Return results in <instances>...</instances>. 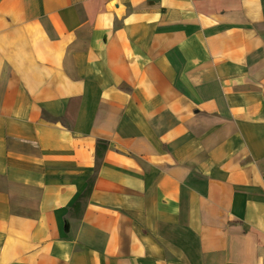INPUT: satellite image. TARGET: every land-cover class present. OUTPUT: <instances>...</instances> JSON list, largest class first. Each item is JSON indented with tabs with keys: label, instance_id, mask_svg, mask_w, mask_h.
I'll return each instance as SVG.
<instances>
[{
	"label": "crops",
	"instance_id": "obj_1",
	"mask_svg": "<svg viewBox=\"0 0 264 264\" xmlns=\"http://www.w3.org/2000/svg\"><path fill=\"white\" fill-rule=\"evenodd\" d=\"M0 264H264V0H0Z\"/></svg>",
	"mask_w": 264,
	"mask_h": 264
},
{
	"label": "trees",
	"instance_id": "obj_2",
	"mask_svg": "<svg viewBox=\"0 0 264 264\" xmlns=\"http://www.w3.org/2000/svg\"><path fill=\"white\" fill-rule=\"evenodd\" d=\"M108 148V143L106 141H103V140H98L97 143H96V163L97 161H99L100 159H102L105 151L107 150ZM99 165V163L97 164V166ZM93 181H94V178H91L89 181H88V187L87 189L80 195V197L78 198V200L76 201V203L74 204L73 208L77 209L80 207L81 205V201L84 200L85 198H87L90 194V191H91V188H92V185H93Z\"/></svg>",
	"mask_w": 264,
	"mask_h": 264
}]
</instances>
